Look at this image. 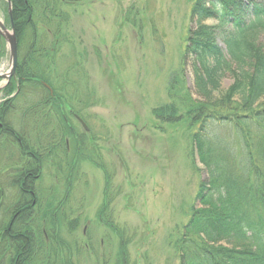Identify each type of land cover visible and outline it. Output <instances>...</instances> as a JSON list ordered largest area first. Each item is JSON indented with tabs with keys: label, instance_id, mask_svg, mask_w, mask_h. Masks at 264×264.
<instances>
[{
	"label": "trees",
	"instance_id": "16d2710c",
	"mask_svg": "<svg viewBox=\"0 0 264 264\" xmlns=\"http://www.w3.org/2000/svg\"><path fill=\"white\" fill-rule=\"evenodd\" d=\"M10 2L19 62L16 78L4 91L8 96L15 92V96L0 105V147L15 144L16 163L21 164L19 179L28 188L25 191L20 182L8 185L7 191L17 192L12 197L16 204L8 209L20 208L22 212L10 224L6 218L0 222V264H80L78 257L91 252V243H80L76 238L83 210L78 205L72 212L71 204L68 211L65 209L75 196V184H79L76 170L83 153L105 174L98 222L110 231L109 238L116 234L120 239V254L115 264H128L130 241L114 225L111 213L116 195L112 193L113 177L102 163L94 160L95 146L90 144L95 138L84 127L81 134L73 126L74 119H82L81 110L73 104L77 96L70 93L67 97L63 88H57L58 76L50 70L56 64L54 54L63 42L62 24L68 18L62 7L70 2ZM3 7L8 15V3L3 2ZM196 18L198 25L189 33L183 65L192 61L198 98L176 74L169 85L170 103L153 110L161 125L187 119L195 131L192 137L195 154L208 172V179L200 182L190 218L178 233L179 261L180 264H264V43L253 40L264 34V3L194 0L192 22ZM207 19H215L217 25L200 24ZM219 38L226 45L228 55L218 44ZM4 46L0 38V61L5 57ZM228 73L233 75V82L224 90L223 81ZM27 91L37 100L29 112L31 121L39 126L38 130L30 128L22 132L13 127L8 113ZM222 128L237 134L241 144L239 154L232 152L233 144L224 141L218 132L215 134ZM28 131H36V136L30 137ZM7 135L11 137L9 142ZM5 149L1 153L8 151ZM56 153L62 157L57 159L55 167L66 166L64 171L68 170L65 193L58 199L52 195L48 198L50 194L45 192L46 197L38 185L40 182H36L39 177L36 178V198L41 201L38 215L33 217L27 195L35 192L32 176L49 157L54 164ZM3 194H7L5 190ZM4 198L5 201L0 199L1 213L4 204L10 203L6 195ZM23 202L24 208L16 207ZM75 214L77 218L73 220ZM98 254L101 260V253Z\"/></svg>",
	"mask_w": 264,
	"mask_h": 264
},
{
	"label": "rangeland",
	"instance_id": "374dc122",
	"mask_svg": "<svg viewBox=\"0 0 264 264\" xmlns=\"http://www.w3.org/2000/svg\"><path fill=\"white\" fill-rule=\"evenodd\" d=\"M258 1L264 3V0ZM69 2L62 7L68 18L62 24L63 42L54 54L56 64L50 70L58 76L57 88H63L67 97L70 93L77 96L73 104L81 110L82 119H74L73 126L81 134L84 127L95 138L90 144L95 146L94 160L102 163L113 177L112 193L116 195L111 213L114 225L130 241L128 264H180L176 250L178 233L190 218L200 182L208 179V172L195 154L192 138L195 131L187 119L161 125L153 110L170 103L169 85L176 74L198 98L192 61L183 65L189 33L198 25L197 18L195 22L191 19L194 0ZM8 16L1 1L0 20L11 29ZM201 23L217 25L215 19ZM253 40L264 43V34H258ZM218 42L228 55L221 38ZM4 52L5 57L0 61L1 74L11 70L6 43ZM236 66L234 63L233 67ZM1 81L0 105L15 94L6 95L4 91L8 85H5L9 82ZM232 82L233 75L228 73L223 89ZM29 93L21 96L8 113L13 127L22 132L30 128L38 130L39 126L30 118L29 107L37 100ZM65 109L68 113V108ZM35 132L28 131V134L34 138ZM217 132L224 141L233 144L232 152L240 153L241 144L236 133L229 128H222L215 134ZM5 137L11 141L9 135ZM5 146L0 147V166L4 165L0 167V180H3L0 191L3 194L5 190L9 203L17 192L7 191L8 185L20 182L25 191L28 187L19 179L21 164L16 163L15 144ZM4 149L8 151L1 153ZM60 157L59 153L55 154L54 164L49 157L42 169L32 176L35 192L27 193L32 200L27 203L32 205L33 217L38 215L41 201L36 198V178L39 177L36 182H40L37 184L46 197L47 192L48 198L52 195L58 199L65 193L68 170L64 171L66 166L55 167ZM24 158H29V154ZM87 158V153H83L78 161L76 182L79 184H75V196L65 208L68 211L71 204L72 212L78 205V209L83 210L76 238L80 243H91V252L83 253L78 260L80 264H115L120 254V239L113 233L109 238L107 232L110 231L104 223L98 222L105 174ZM11 200L8 205L4 204L3 210L7 211L0 212V222L5 218L8 224L14 221V214L11 215L8 208L16 201ZM46 200L49 204L50 200ZM23 205L25 202L16 207ZM98 253H101V260Z\"/></svg>",
	"mask_w": 264,
	"mask_h": 264
},
{
	"label": "water",
	"instance_id": "95a60500",
	"mask_svg": "<svg viewBox=\"0 0 264 264\" xmlns=\"http://www.w3.org/2000/svg\"><path fill=\"white\" fill-rule=\"evenodd\" d=\"M9 3V16L11 22V29H9L4 22L0 20V36L4 38L7 46L8 53L11 63V70L7 74H0V79H5L7 82H10L13 78L16 77L18 60H19V43L18 38L15 32V28L13 25V15H12V7L10 0H7Z\"/></svg>",
	"mask_w": 264,
	"mask_h": 264
},
{
	"label": "flooded vegetation",
	"instance_id": "af4514ba",
	"mask_svg": "<svg viewBox=\"0 0 264 264\" xmlns=\"http://www.w3.org/2000/svg\"><path fill=\"white\" fill-rule=\"evenodd\" d=\"M35 157V156H34ZM23 180H26V179H23ZM5 188V187H4ZM1 189V188H0ZM8 189V188H7ZM6 195V194H5ZM4 194H2V196H1V198L0 199H3V201H5V198H4V196H5ZM11 198V197H10ZM10 200L11 199H9L8 201L10 202ZM12 202H15L14 200H13V198H12V200H11ZM30 201H32V200H30ZM35 203V202H34ZM8 212L12 215V214H14V218H16L18 215H19V213H21L22 211H20V210H17V209H15V208H13L12 210H8Z\"/></svg>",
	"mask_w": 264,
	"mask_h": 264
},
{
	"label": "bare ground",
	"instance_id": "6f19581e",
	"mask_svg": "<svg viewBox=\"0 0 264 264\" xmlns=\"http://www.w3.org/2000/svg\"><path fill=\"white\" fill-rule=\"evenodd\" d=\"M0 38H1V40H2L3 42H5V40H4L3 37L0 36ZM5 43H6V42H5ZM16 76H17V73H16ZM5 211H7V209H6V210H5V209L3 210V212H5ZM3 214H4V213H3Z\"/></svg>",
	"mask_w": 264,
	"mask_h": 264
}]
</instances>
